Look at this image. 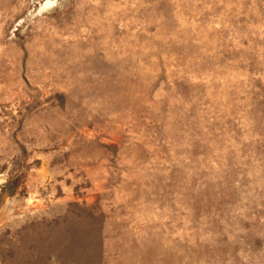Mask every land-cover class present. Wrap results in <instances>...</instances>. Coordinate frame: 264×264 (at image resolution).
<instances>
[{
  "label": "rangeland",
  "instance_id": "374dc122",
  "mask_svg": "<svg viewBox=\"0 0 264 264\" xmlns=\"http://www.w3.org/2000/svg\"><path fill=\"white\" fill-rule=\"evenodd\" d=\"M0 264H264V0H0Z\"/></svg>",
  "mask_w": 264,
  "mask_h": 264
}]
</instances>
